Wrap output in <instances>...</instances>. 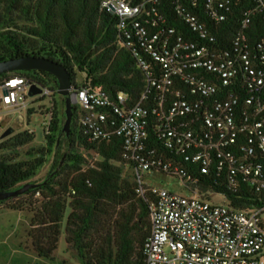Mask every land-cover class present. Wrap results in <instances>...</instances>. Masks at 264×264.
<instances>
[{
    "label": "built area",
    "instance_id": "obj_1",
    "mask_svg": "<svg viewBox=\"0 0 264 264\" xmlns=\"http://www.w3.org/2000/svg\"><path fill=\"white\" fill-rule=\"evenodd\" d=\"M101 1L146 85L134 101L83 76L71 93L88 143L123 140L150 212L145 264H264V32L252 31L264 0ZM32 83L0 80V107L28 108ZM37 85L40 98H58L57 86ZM159 174L193 195L152 184ZM220 196L226 204L213 202Z\"/></svg>",
    "mask_w": 264,
    "mask_h": 264
},
{
    "label": "trees",
    "instance_id": "obj_2",
    "mask_svg": "<svg viewBox=\"0 0 264 264\" xmlns=\"http://www.w3.org/2000/svg\"><path fill=\"white\" fill-rule=\"evenodd\" d=\"M235 18L222 25L220 36L234 32ZM171 20L180 25L174 17ZM117 23V15L106 11L101 0H0V60L30 54L53 58L70 70L73 82L80 72L85 81L101 83L112 95L127 92L135 101L146 83L131 51L119 43ZM253 28L262 34L264 19L256 16ZM14 75L54 89L58 85L44 71H14L1 74L0 80ZM49 101L44 145L17 159L18 148L33 142L35 132L14 133L0 142V149L14 158H0V190L32 178L52 155L62 116L58 99ZM74 108L76 113L77 105ZM33 111L29 108V115ZM72 131L61 171L44 186L0 204L33 212L29 237L39 257H54L66 219L68 250L83 264H145L150 212L145 198L137 196L132 175H123V165L128 164L122 157V138L88 143L77 119ZM82 148L95 151L98 160L90 164ZM229 197L239 202L235 195Z\"/></svg>",
    "mask_w": 264,
    "mask_h": 264
},
{
    "label": "rangeland",
    "instance_id": "obj_3",
    "mask_svg": "<svg viewBox=\"0 0 264 264\" xmlns=\"http://www.w3.org/2000/svg\"><path fill=\"white\" fill-rule=\"evenodd\" d=\"M77 77L79 79L83 78L81 73H78ZM59 106L61 110V116L63 114L64 100L61 96H58ZM28 108L24 109L26 115L25 126L19 128L21 125V116H17L15 122L16 130L12 133H19L25 130H31L35 132V139L22 147L18 148L20 152V157L17 159L27 158V152L33 147H39L45 144V128L49 124V115L47 114L50 101L48 98H40L39 95L28 96L27 97ZM4 107V106H3ZM0 107V110L3 109ZM75 107V104H74ZM33 108L34 111L29 115L28 109ZM76 114V115H75ZM29 116V117H27ZM78 113L74 112L73 121L77 119ZM3 121V120H2ZM20 121V122H19ZM2 133H0V142L10 136L1 138ZM70 150L69 141H64L60 145L57 159L55 161V166H58L60 159L65 153ZM84 155L87 157L89 163L93 164L98 160V154L89 150L86 151L84 148L81 149ZM8 155L11 160L14 158L9 155L6 150L0 149V158ZM54 163H52V155L49 157L48 161L40 169L38 176L33 178V180L38 178H43L49 169L53 168ZM123 175L125 177H131V169L128 165H123ZM131 179V178H130ZM149 181V179H147ZM151 183L154 185L165 187L171 191L182 193L186 196H192V192L185 186L182 185L181 180L177 177L159 174L155 177H150ZM214 203H224L227 201L223 196L216 197L213 199ZM69 211H67V214ZM33 217V212L24 210H10L5 208V204H0V264H83L82 260L78 258L74 253L68 250V244L66 241V234L64 232L65 221L63 224V232L60 236L58 243V248L55 252L53 258L39 257L33 250L32 242L29 237L30 225Z\"/></svg>",
    "mask_w": 264,
    "mask_h": 264
},
{
    "label": "water",
    "instance_id": "obj_4",
    "mask_svg": "<svg viewBox=\"0 0 264 264\" xmlns=\"http://www.w3.org/2000/svg\"><path fill=\"white\" fill-rule=\"evenodd\" d=\"M14 71H44L51 74L57 80V93L64 100L63 114L61 121L60 133L56 139L54 149L52 152L53 168L49 169L43 178L33 180L40 170L32 178L21 181L11 187L0 190V202L22 196L33 189L44 186L53 177H55L62 169L68 153H65L60 159L58 166H55V161L58 156L60 145L64 141H71L72 139V124L73 116L75 112L74 103L75 95L71 93L73 85V76L70 70L61 62L56 59L49 58L41 55H22L19 57L7 58L0 60V75L5 73H11ZM43 92V89L37 84L32 83L29 87V96L39 95ZM6 94L7 92L4 91ZM14 132V128H8L1 135L4 138ZM19 184V185H18Z\"/></svg>",
    "mask_w": 264,
    "mask_h": 264
},
{
    "label": "crops",
    "instance_id": "obj_5",
    "mask_svg": "<svg viewBox=\"0 0 264 264\" xmlns=\"http://www.w3.org/2000/svg\"><path fill=\"white\" fill-rule=\"evenodd\" d=\"M17 116H21L22 119L21 122L19 121L21 123L19 128L25 126L26 115L24 113V108L4 106L3 109L0 110V133H3L8 128H14L15 131L16 128L14 126Z\"/></svg>",
    "mask_w": 264,
    "mask_h": 264
}]
</instances>
